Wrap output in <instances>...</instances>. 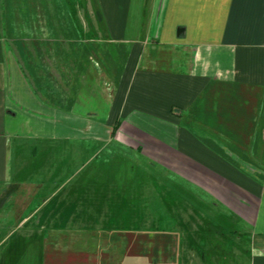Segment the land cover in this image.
Segmentation results:
<instances>
[{"label": "crops", "instance_id": "obj_1", "mask_svg": "<svg viewBox=\"0 0 264 264\" xmlns=\"http://www.w3.org/2000/svg\"><path fill=\"white\" fill-rule=\"evenodd\" d=\"M145 185L264 264V0L0 1V264H190L159 215L137 227Z\"/></svg>", "mask_w": 264, "mask_h": 264}, {"label": "rangeland", "instance_id": "obj_2", "mask_svg": "<svg viewBox=\"0 0 264 264\" xmlns=\"http://www.w3.org/2000/svg\"><path fill=\"white\" fill-rule=\"evenodd\" d=\"M3 1V0H0ZM81 2H89V3H95V0H79ZM74 2H78V0H74ZM97 157L101 158L102 160H100L99 162H107V163H112V164H118V163H122L124 162V160H122V158L117 154V152H114V154L111 156H107V154L100 152L99 155H97ZM130 156H126L127 159ZM132 159V158H131ZM129 161V160H128ZM127 163V162H126ZM130 163V162H128ZM129 165H127L128 168ZM91 171H86L83 170L79 173V175H77L76 177H78L76 179V177H74V179L78 180L79 179V183L76 185V182L74 183V202L75 204H77L81 199V197H83L84 199L87 196V190L90 191V195H92L93 197V189L86 187L87 185V174L90 173ZM129 172V171H128ZM127 172V173H128ZM93 173V172H91ZM96 173H102V171H97ZM111 173L115 174L116 176L118 175L119 171L118 170H114ZM139 174V173H137ZM128 178H135V173H128L127 174ZM160 182L161 183H165L164 178L160 175ZM113 178V177H111ZM142 178V177H140ZM143 178H149V175H145L143 176ZM142 178V179H143ZM82 179V180H81ZM95 180H100L97 178H94ZM82 184V186H80ZM111 186V185H110ZM108 186L107 185L105 187H107L109 190H114L117 194V191L120 192L122 187H118V186ZM69 188L70 187H66L63 191L61 190L59 192V195L57 197V200H59L60 198H67L66 196L68 195L69 192ZM157 188H151L149 185H145L143 187V191L141 197L142 203H143V213L145 215V217L142 220H137L138 222H140L138 226H140V224H142V229L143 230H147L152 226V223H154L155 221H152V219L149 217L150 214H154L155 215H159V219H157L158 221V228L159 230H166V229H172V227H174L177 232H178V236L179 239L178 240L180 243H191L192 247H194L195 245V250H193L192 248H190L191 246H187V248L189 247L190 252L185 251L187 253V255L185 256V258L187 260H190V264H247L248 261V248L246 245V240L244 239L243 235L238 234L233 232L230 228L226 227L223 225V229H220V227H217L219 229H216L215 227V223L213 222L214 220L209 219L207 217H202L203 218H199V212H200V207L202 205H200V203L193 201L191 204L188 203H184L183 201L179 202L176 201L175 203V213H174V224H173V220L172 219H167L164 216L167 215V206H172V204L170 202H168V195L171 192L170 195H172V193H175L176 200H178L177 198L182 200L183 197V189L181 187H171L167 188L164 186H159L158 187V191L156 192ZM54 190L56 191L55 188H51L48 190H45V193H48L49 195L52 194V191L54 192ZM96 190H101V189H97ZM133 187H128V198H127V205L128 208H134V204L136 201V196L133 193ZM153 190V193H151V191ZM174 191V192H172ZM102 196V193L100 194ZM151 195H152V201H151ZM96 196H99L98 194ZM154 196H158V201H156L153 197ZM79 198V199H78ZM83 201V200H81ZM117 201V199L115 200ZM140 201V199H139ZM80 202L78 207L80 206ZM110 204H107V206L105 207V212L107 211H112L114 210L113 206H109ZM188 205H191L188 207ZM65 206V205H64ZM66 206H68V203H66ZM104 205H102L103 207ZM209 211V210H208ZM206 211V214L207 212ZM209 213V212H208ZM147 216V217H146ZM209 217H211L208 214ZM116 220V219H115ZM112 221L111 224L113 225H117L118 221ZM49 220H46L45 223H47ZM53 223V220L51 221ZM132 223H129V227L134 228L135 223L132 220ZM212 222V223H211ZM215 226V227H214ZM128 227V228H129ZM219 230V231H217ZM204 232L206 234H204ZM177 242V239H176ZM201 243V244H200ZM201 245V249L203 250V252H200L198 249V245ZM180 254L182 253V249L180 248ZM204 256L203 259L201 258V256ZM181 257V255H180ZM181 263L183 264V257L181 258Z\"/></svg>", "mask_w": 264, "mask_h": 264}]
</instances>
